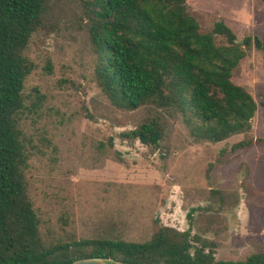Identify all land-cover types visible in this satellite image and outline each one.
Returning a JSON list of instances; mask_svg holds the SVG:
<instances>
[{
    "label": "trees",
    "instance_id": "trees-1",
    "mask_svg": "<svg viewBox=\"0 0 264 264\" xmlns=\"http://www.w3.org/2000/svg\"><path fill=\"white\" fill-rule=\"evenodd\" d=\"M65 9L86 34L92 80L107 104L140 113L131 129L119 132L121 141H138L164 161L169 125L178 120L196 142L244 135L231 151L264 144V136H248L257 103L232 80L252 49L264 59V31L239 40L221 17L203 26L186 0H0V264H61L93 256L131 264H264V249L239 260L217 259L219 243L200 228L192 232L193 222L180 231L157 221L143 242L42 234L26 178L35 144L21 127L32 112L24 84L35 68L26 49L34 34L58 29ZM33 93L34 108L43 96L37 88ZM107 142L114 147L113 137ZM219 201L221 209L226 203Z\"/></svg>",
    "mask_w": 264,
    "mask_h": 264
},
{
    "label": "rangeland",
    "instance_id": "rangeland-1",
    "mask_svg": "<svg viewBox=\"0 0 264 264\" xmlns=\"http://www.w3.org/2000/svg\"><path fill=\"white\" fill-rule=\"evenodd\" d=\"M186 1L203 26L221 17L239 40L264 31L261 0ZM61 14L65 20L58 29L34 34L26 49L35 68L24 84L32 112L25 113L21 127L35 144L26 178L42 234L47 239L119 236L143 242L157 221L180 231L193 222L192 232L200 228L219 243L217 259L239 260L263 250L264 144L231 151L244 135L196 142L178 120L169 125L164 161L138 141H121L119 132L131 129L140 113L110 108L92 80L84 30L70 22L71 10ZM232 80L257 103L248 136H264L261 52L252 49ZM34 88L43 100L33 108ZM108 137L114 138V147ZM219 197L226 203L221 209Z\"/></svg>",
    "mask_w": 264,
    "mask_h": 264
},
{
    "label": "water",
    "instance_id": "water-1",
    "mask_svg": "<svg viewBox=\"0 0 264 264\" xmlns=\"http://www.w3.org/2000/svg\"><path fill=\"white\" fill-rule=\"evenodd\" d=\"M61 264H131V263L115 260L113 258L93 256V257L79 258L74 261L61 263Z\"/></svg>",
    "mask_w": 264,
    "mask_h": 264
}]
</instances>
